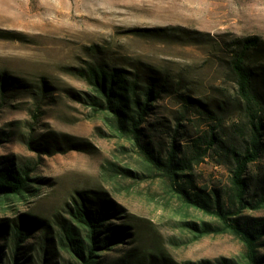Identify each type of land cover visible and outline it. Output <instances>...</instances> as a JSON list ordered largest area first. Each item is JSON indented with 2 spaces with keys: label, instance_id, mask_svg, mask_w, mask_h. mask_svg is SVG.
<instances>
[{
  "label": "rangeland",
  "instance_id": "374dc122",
  "mask_svg": "<svg viewBox=\"0 0 264 264\" xmlns=\"http://www.w3.org/2000/svg\"><path fill=\"white\" fill-rule=\"evenodd\" d=\"M246 35L264 40V0H0V75L7 78L0 107V162L33 165L31 176L40 178L31 182L37 189L33 194L0 199V222L30 215L52 236L55 222L67 218L73 200L88 194L111 200L119 212L111 211L107 221L127 226L108 250L111 258L133 248L145 261L159 253L176 262L220 257L239 261L244 248L234 235L196 238L181 228V220L215 218L183 203L167 179L144 166L126 138L111 135L79 102L74 93L88 87L73 68L88 60L113 64L126 58L164 75L172 92L161 94L155 114L147 118L158 121L148 137L165 153L177 122L179 149L211 124L202 107H182L175 93L202 103L230 99L235 84L226 67V48ZM42 78L50 85L45 95L39 93ZM232 117L227 113L224 127L215 128L224 140L230 123L238 120ZM50 132L66 135L68 147L83 148L48 153L29 149L24 142L29 135L46 134L51 141ZM218 159L208 150L193 166L194 185L207 191L226 189L229 168ZM108 161L128 166L139 176L101 174V165ZM248 170L262 175L264 153ZM239 217L262 219L264 206L243 209ZM41 225L35 226L29 241L43 235ZM257 250L264 254V233Z\"/></svg>",
  "mask_w": 264,
  "mask_h": 264
},
{
  "label": "trees",
  "instance_id": "16d2710c",
  "mask_svg": "<svg viewBox=\"0 0 264 264\" xmlns=\"http://www.w3.org/2000/svg\"><path fill=\"white\" fill-rule=\"evenodd\" d=\"M227 46L225 63L229 78L235 84L230 99L202 103L190 95L175 93L182 107L199 105L211 122L209 130L192 138L184 149L176 144L179 122L169 134L165 153L150 142V130L158 121L150 122L147 116L155 114V102L167 90L172 92V87L164 75L147 64L126 58L113 64L102 59L85 61L84 65L73 68V73L84 80L88 89L74 96L106 125L111 135L126 138L141 156L144 166L167 179L183 203L215 218V222L181 220V228L196 238L223 232L234 235L244 248L239 261L220 257L214 261L176 262L161 253V257L148 255L150 258L145 261L133 248L111 258L107 256L108 250H113L127 226L107 221L110 212L116 214L119 209L112 206L111 200L99 197L95 200L83 194L73 200L67 209V218L55 222L52 236L47 235L49 228L43 222L30 215L0 222V264H57L53 259L59 260L58 264H261L264 254L258 253L257 246L264 233V218L248 221L239 215L243 209L264 206V172L261 176L250 175L248 170L264 153V40L258 35H246L234 38ZM6 85L7 78L0 75V107ZM49 87L42 78L39 93L45 95ZM227 113L238 120L230 123L224 140L215 128L224 127ZM49 134L51 141L45 138L46 134L29 135L24 142L29 149L48 153L83 148L78 144L72 145L78 147H68L64 134ZM208 150H214L220 156L217 161L228 165L230 175L223 191L201 189L190 178L193 166ZM32 166L0 162V199H23L37 190L31 182L40 178L31 176L35 167ZM100 172L139 176L130 167L112 161L102 164ZM38 224L44 227L43 235L29 241Z\"/></svg>",
  "mask_w": 264,
  "mask_h": 264
}]
</instances>
